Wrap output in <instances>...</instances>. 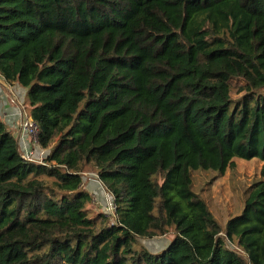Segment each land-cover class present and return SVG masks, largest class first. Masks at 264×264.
<instances>
[{
	"label": "trees",
	"instance_id": "trees-1",
	"mask_svg": "<svg viewBox=\"0 0 264 264\" xmlns=\"http://www.w3.org/2000/svg\"><path fill=\"white\" fill-rule=\"evenodd\" d=\"M0 76L49 153L23 158L0 117V264H264V180L222 227L192 177L264 178V0H0Z\"/></svg>",
	"mask_w": 264,
	"mask_h": 264
},
{
	"label": "rangeland",
	"instance_id": "rangeland-1",
	"mask_svg": "<svg viewBox=\"0 0 264 264\" xmlns=\"http://www.w3.org/2000/svg\"><path fill=\"white\" fill-rule=\"evenodd\" d=\"M235 84L238 83L235 82ZM233 97L237 98V95ZM8 102L21 112L23 118H30L31 108L28 101V89L18 84H6L0 76V105H6ZM0 117L7 127H9L10 124H7L1 115ZM11 128L10 130L15 138H18L16 127L12 128L13 130ZM32 143L34 144L33 141ZM20 151L25 155L30 154L31 149ZM32 157L33 155H31V158ZM43 159L44 158L35 159V157H33L36 163L42 164ZM234 162L236 167L234 169H228L220 178H218L219 175L214 171H196L192 173L194 191L206 201L212 214L218 219L222 227H225L228 219L242 214L247 192L250 187L264 180L261 176L263 163L259 159L251 161L235 159ZM83 183V188L89 192L92 197V202L89 206L90 212L92 214L104 213L108 216H113L115 211L113 198L106 192L92 168L89 167L86 169L83 176ZM173 238L174 233L172 232L167 236L152 240L140 239L139 242L148 251L155 254L163 251L171 243ZM228 247L243 255L234 245L228 243Z\"/></svg>",
	"mask_w": 264,
	"mask_h": 264
},
{
	"label": "crops",
	"instance_id": "crops-1",
	"mask_svg": "<svg viewBox=\"0 0 264 264\" xmlns=\"http://www.w3.org/2000/svg\"><path fill=\"white\" fill-rule=\"evenodd\" d=\"M0 115L7 122V124H10L12 128L16 127L17 136H18V138L17 137L16 138L18 140L20 150L23 151V150L31 149L30 152H33V157H35V159L45 158L49 154L47 151L41 149L40 146L37 147L36 145H34L32 141H30L31 139L23 133L21 129V117H22L21 112H19L18 109L13 107L11 103L8 102V104L6 105H0Z\"/></svg>",
	"mask_w": 264,
	"mask_h": 264
},
{
	"label": "built area",
	"instance_id": "built-area-1",
	"mask_svg": "<svg viewBox=\"0 0 264 264\" xmlns=\"http://www.w3.org/2000/svg\"><path fill=\"white\" fill-rule=\"evenodd\" d=\"M21 129L23 131V133L28 136L31 141L34 142L35 145H38V141H37V136H38V125L32 120V118H28L25 117L23 118L22 115V120H21ZM22 154V153H21ZM32 152H30V154H25L23 156V158H25L26 160L30 161V162H34L33 157L31 158Z\"/></svg>",
	"mask_w": 264,
	"mask_h": 264
}]
</instances>
